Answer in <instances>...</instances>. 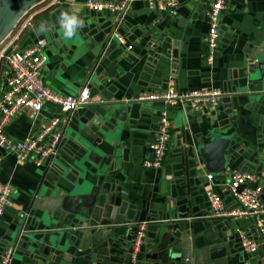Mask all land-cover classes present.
<instances>
[{
  "label": "crops",
  "instance_id": "1",
  "mask_svg": "<svg viewBox=\"0 0 264 264\" xmlns=\"http://www.w3.org/2000/svg\"><path fill=\"white\" fill-rule=\"evenodd\" d=\"M86 1L61 0L41 12L16 48L23 49L38 38H46L48 62L43 71L44 80L63 93L80 92L97 71L98 80L96 77L95 80L100 85L97 96L102 100L84 106L83 117L96 111L107 113L105 108L112 105L115 115L112 122L90 119L97 126L96 132L81 121L82 130L77 132L79 124L73 117L59 155L51 165L22 162L0 147L3 160L0 180L12 188L13 201L0 215V254L10 242L19 240L13 264H125L131 239L115 246L102 240L95 247L87 240L82 248L81 242L69 240L66 232H61L57 245L60 253L46 258L40 253L39 244L45 243L43 235L48 236L47 232L30 221L26 224L22 218L46 183L56 184L57 190L74 192L82 175L75 167L77 160L84 155L87 168H95L94 160L101 156L95 144L105 147V141L98 139L97 133H104L108 140L114 139L118 144L116 156L102 172L105 175L95 178L90 186L118 190L119 193H113L118 201L115 209L125 213L119 221H147L144 245L156 239L159 229L162 233L166 231L168 222L184 223L197 230L217 227L222 241L229 242L238 254L233 264H264L261 251L246 252L240 241L242 232L258 236L255 218L213 214L203 184L209 171L205 159L197 154L199 142L208 144L218 136L235 143L236 155L230 158L226 171L215 174L214 178L215 189L224 195L227 209L238 206L227 187L232 171L252 172L257 176L256 182L264 183V81L257 79L258 71L250 74V79L247 74L251 54L264 45V0H230L221 14V47L212 64L204 53L209 29L206 12L213 0H179L176 15H159L145 1H133L119 26V31L133 45L131 50L115 40L109 42V34L117 23L116 12L107 9L97 12ZM63 11L84 20V26L71 39H66L59 27L58 18ZM41 24L46 30L35 32ZM100 34L104 39L98 42ZM170 79L175 80L182 92L208 87L221 89L225 95L218 106L193 110L188 104H178L169 108L173 135L163 165L155 168L145 162L153 157L151 144L161 110L167 104L162 100H138L137 96L165 90ZM3 83L4 79L0 83V96ZM61 111L59 105L45 102L35 119L28 111L18 114L6 133L16 140L25 138ZM113 127L118 132L114 133ZM197 158L200 165L196 168ZM126 229L122 226L120 233L125 234ZM35 237L37 243H33ZM57 239L55 234L50 236L51 241ZM145 252L147 249L138 264H147Z\"/></svg>",
  "mask_w": 264,
  "mask_h": 264
},
{
  "label": "built area",
  "instance_id": "2",
  "mask_svg": "<svg viewBox=\"0 0 264 264\" xmlns=\"http://www.w3.org/2000/svg\"><path fill=\"white\" fill-rule=\"evenodd\" d=\"M61 0H43L29 9L13 27L12 31L0 46V66L6 63V69L1 70L0 78L4 77L3 91L0 96V147L13 153L22 162L33 161L39 166L51 165L59 155L64 140L65 131L73 119V112L92 102L90 84L86 83L80 92H61L45 83L44 67L48 62L46 38H38L31 45L17 49L16 44L23 35L34 27L37 16L58 4ZM135 0H87L90 9L97 12L110 10L116 12L117 23L109 34V42L116 40L131 50L127 38L119 30L124 15ZM150 9L158 14H177L179 0H143ZM230 0H213L206 12L209 29L206 33V50L204 56L212 64L220 50L222 30L221 14L229 6ZM225 93L218 88L204 87L198 90L182 92L176 87L175 80L168 81V87L160 92H142L138 100H162L167 107L161 110L160 123L151 144L153 157L146 160L147 166L159 168L163 165L172 139V118L170 107L178 104H188L193 110L204 106H218ZM45 102H51L61 107V112L53 115L48 122L25 138L13 139L6 133V128L20 113L28 111L35 119L44 108ZM0 157V164L2 163ZM205 195L216 216H236L255 218L258 236L242 232L240 241L242 248L249 253L261 251L264 254V183L256 182L257 176L248 171L234 170L230 173L227 184L229 193L235 198L238 206L227 209L224 195L214 186L215 175L207 173ZM12 188L0 180V215L13 205ZM28 212L26 213V215ZM133 242L126 264H136L147 230V221L135 223ZM19 250V240L10 242L0 254V264H13L15 254Z\"/></svg>",
  "mask_w": 264,
  "mask_h": 264
},
{
  "label": "water",
  "instance_id": "3",
  "mask_svg": "<svg viewBox=\"0 0 264 264\" xmlns=\"http://www.w3.org/2000/svg\"><path fill=\"white\" fill-rule=\"evenodd\" d=\"M39 2L41 0H0V43L12 31L21 17ZM34 31L37 32L36 28ZM102 39L104 36L100 34L97 41L101 42ZM109 49L108 46L106 50ZM256 55L264 57V45L251 54L247 66L248 78L250 79V74H255L258 71L260 77L257 79L261 82L264 81V58L260 59ZM95 77L97 79V71L90 79V96L92 102H100L102 99L97 96L100 85L99 82H96ZM83 107L73 112L74 120L78 124L81 121L95 132L97 126L90 119L112 122V117L115 115L112 105L110 108H105L107 113L96 111L83 117V110H85ZM81 130L82 127L79 124L77 132ZM112 131L115 133L118 132V129L113 127ZM97 138L105 141L103 148L95 144L96 148L101 150V156L95 160L90 156L97 166L88 169L84 155L77 160L75 167L81 170L82 175L79 184L73 190L74 192L67 193L57 190L56 184L48 186L46 183L45 189L43 191L40 189L39 193L34 196L28 214L22 215L26 224L30 221L47 232L48 236L43 235V241L45 240L46 244L44 242L39 244L40 253L46 258H53L54 254L60 253L57 245L61 232H66L68 239L74 240V243L78 241L85 245V241L90 240L94 247L102 240L111 246L125 243L128 239L133 242L135 223L140 220L119 221L120 217H125V213H122L120 209H115L118 201L117 196L113 197V193H119L118 190L113 187L103 188L101 185L90 186L95 178L105 175L102 172L109 165V161L116 156L118 147L116 141L108 140L104 133H97ZM230 141V138L218 136L208 144L199 142L200 147L197 154L205 159L208 173L215 175L226 171L230 158L232 155H236V150L233 149L235 143L233 141L230 143ZM195 162L197 168L200 165L199 158L195 159ZM76 171L79 173L78 170ZM207 181L208 177L205 175L203 184L206 185ZM54 191L57 192L52 194ZM124 225L127 229L125 234H121L120 230ZM168 225L163 233L159 229L154 241L147 242L146 245L143 244L144 250L142 245L136 264L139 263L141 254L146 249L147 264H233L234 259L238 257V254L231 249L230 243L222 241L224 239L217 233V227H204L203 230H197L184 223L176 225L174 222H168ZM213 231L217 234L213 235ZM52 234L58 236L56 241L50 240ZM36 238H33V243H37L35 242ZM84 245L81 247L83 248ZM130 250L131 247L128 250V255Z\"/></svg>",
  "mask_w": 264,
  "mask_h": 264
},
{
  "label": "clouds",
  "instance_id": "4",
  "mask_svg": "<svg viewBox=\"0 0 264 264\" xmlns=\"http://www.w3.org/2000/svg\"><path fill=\"white\" fill-rule=\"evenodd\" d=\"M58 20L59 27L63 31V35L66 39H71L76 32L84 26V20L82 18H80L77 14L70 13L68 11L61 12ZM45 30L46 26L43 24L36 29L37 33Z\"/></svg>",
  "mask_w": 264,
  "mask_h": 264
},
{
  "label": "rangeland",
  "instance_id": "5",
  "mask_svg": "<svg viewBox=\"0 0 264 264\" xmlns=\"http://www.w3.org/2000/svg\"><path fill=\"white\" fill-rule=\"evenodd\" d=\"M3 40H5V38H4ZM0 44H1V43H0ZM0 67H1V70L4 71V70L6 69V63H5V62H2ZM2 79H4V77H1V78H0V83H1V80H2Z\"/></svg>",
  "mask_w": 264,
  "mask_h": 264
}]
</instances>
